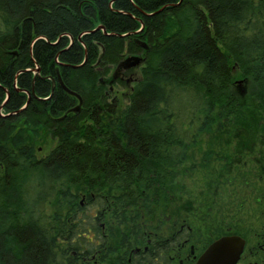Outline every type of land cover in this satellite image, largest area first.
<instances>
[{"label":"trees","instance_id":"obj_1","mask_svg":"<svg viewBox=\"0 0 264 264\" xmlns=\"http://www.w3.org/2000/svg\"><path fill=\"white\" fill-rule=\"evenodd\" d=\"M130 55L143 62L121 106L110 87ZM247 109L264 146V0H0V264L162 238L191 149ZM38 130L56 140L40 157Z\"/></svg>","mask_w":264,"mask_h":264},{"label":"rangeland","instance_id":"obj_2","mask_svg":"<svg viewBox=\"0 0 264 264\" xmlns=\"http://www.w3.org/2000/svg\"><path fill=\"white\" fill-rule=\"evenodd\" d=\"M121 72V78H115L110 88L120 105L124 106L128 102L132 80L138 76V69L134 67ZM241 92L246 93L247 90ZM247 111L250 114L245 123L235 126L228 133L203 134L198 144L191 149V158L182 167L176 185L171 188V192L179 199L181 209L185 210L181 211L182 221L174 223L164 217L160 228L162 235L168 229L170 234L185 223L191 226L197 241H209L219 232L225 233L231 217H238L242 209L241 200L253 190L252 187L258 186L260 178H264V169L260 166L262 152L259 150L264 146L256 143L258 124L255 121L258 116L250 109ZM29 136V142L35 146L38 157L48 153L56 144V140L44 130ZM209 148L212 154L207 162L202 163L204 152ZM253 193L257 194L256 191ZM186 202H192L190 210L184 207ZM231 206H234L233 210ZM232 211H235L233 215Z\"/></svg>","mask_w":264,"mask_h":264},{"label":"flooded vegetation","instance_id":"obj_3","mask_svg":"<svg viewBox=\"0 0 264 264\" xmlns=\"http://www.w3.org/2000/svg\"><path fill=\"white\" fill-rule=\"evenodd\" d=\"M121 75V70H117L116 78H121ZM256 143L260 145V141L256 140ZM260 166L264 169V163ZM260 179L258 186L252 187L253 190L241 200L240 216L231 217L225 233L221 235H237L243 240L235 264H264V178ZM167 231L162 238H148L141 244L116 243L112 247L125 249L115 252V258H88L84 260L85 264H196L200 255L216 239L197 241L191 226L185 223L171 231L172 234H169V229Z\"/></svg>","mask_w":264,"mask_h":264},{"label":"water","instance_id":"obj_4","mask_svg":"<svg viewBox=\"0 0 264 264\" xmlns=\"http://www.w3.org/2000/svg\"><path fill=\"white\" fill-rule=\"evenodd\" d=\"M103 29L102 26H99ZM143 48L146 47L145 43L138 42ZM143 57L140 55H130L119 62L115 68L117 70H128L134 67H138L142 64ZM38 72V69H36ZM116 77V76H115ZM58 82L68 93L75 95L79 104L71 109V111H75L79 108L81 104L80 96L69 90L62 82L61 78L58 76ZM243 240L237 235H223L215 240H213L205 251L200 255L196 264H235L237 261L239 254L242 250Z\"/></svg>","mask_w":264,"mask_h":264}]
</instances>
